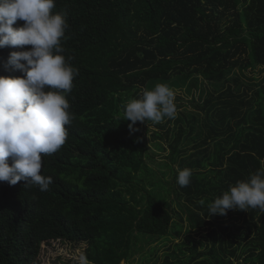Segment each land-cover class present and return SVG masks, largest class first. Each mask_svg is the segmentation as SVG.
Returning <instances> with one entry per match:
<instances>
[{"label":"trees","instance_id":"obj_1","mask_svg":"<svg viewBox=\"0 0 264 264\" xmlns=\"http://www.w3.org/2000/svg\"><path fill=\"white\" fill-rule=\"evenodd\" d=\"M61 10L64 55L79 69L68 96L75 119L66 143L44 157L47 191L0 182V264H36L41 244L56 241L86 245L91 264H134L146 243L181 233L172 197L190 245L164 264H264V213L207 210L264 167V0H56ZM16 50L0 48V75H22L7 65ZM157 83L176 93L175 118L130 131L124 106ZM184 168L192 182L180 187Z\"/></svg>","mask_w":264,"mask_h":264},{"label":"clouds","instance_id":"obj_2","mask_svg":"<svg viewBox=\"0 0 264 264\" xmlns=\"http://www.w3.org/2000/svg\"><path fill=\"white\" fill-rule=\"evenodd\" d=\"M55 8L56 0H0V48L20 49L9 54L7 65L22 74L0 75V182L25 181L41 192L53 183L51 176L43 174L44 157L66 143L75 119L68 96L79 75L69 62L71 57L64 55L70 27L66 11L55 12ZM17 21L24 23L13 27ZM176 114L174 91L166 83H157L124 106L122 119L131 121L129 129L135 131L137 121L160 123ZM192 176L190 168L178 170V185H190ZM199 203L203 206L205 201ZM250 208L264 213V167L229 185L207 204L209 218ZM79 264L91 262L81 254Z\"/></svg>","mask_w":264,"mask_h":264},{"label":"rangeland","instance_id":"obj_3","mask_svg":"<svg viewBox=\"0 0 264 264\" xmlns=\"http://www.w3.org/2000/svg\"><path fill=\"white\" fill-rule=\"evenodd\" d=\"M181 95H183L180 92H177ZM176 94V93H175ZM186 96V95H185ZM175 95V103L180 104L178 100L176 99ZM189 97V96H188ZM190 100V97L187 101ZM186 102V100H185ZM188 103V102H187ZM188 108H190V105H187ZM181 110H184L181 108ZM189 110V109H188ZM152 134L150 133L148 135V145L151 150L152 154H156L155 161L157 163L161 162L163 160V157H167L164 152L156 151L154 149V141L152 139ZM156 162H153L151 160H148V163L150 166L156 170H160V167ZM163 162V161H162ZM162 172H166L167 175L164 176V180L171 182L173 181V178L168 173L167 169L162 168ZM171 203L173 209L177 210L178 214L182 215V219H180V216L174 215L175 222L179 224L181 233H176L175 236H172V234L161 241L154 240L152 243H146L144 245L145 249L137 254L134 258V264H164L166 256L170 255L174 252L179 254V250L176 248L177 245L185 244L186 246L190 245V240L186 238L187 236V230L189 229V225L187 222V216L186 214L181 210V207L178 205L177 200L171 198ZM179 232V230H178ZM174 234V233H173ZM203 234H197L195 231L192 233L193 240H197L198 242H201L203 239ZM198 242L194 241V244L197 245L199 253L206 252L208 248H206V245H200ZM193 245V244H192ZM86 245H73V244H66L62 243L60 241L51 242V243H42L41 246L38 249V254L36 255V264H78L79 263V256L83 254L85 251ZM239 255H241L239 253ZM181 258L185 259L186 257L190 256L189 252H186L185 256L179 255ZM206 257H203L199 259L205 260ZM236 260V259H235ZM125 264V263H123ZM235 264H245L243 261H236Z\"/></svg>","mask_w":264,"mask_h":264}]
</instances>
